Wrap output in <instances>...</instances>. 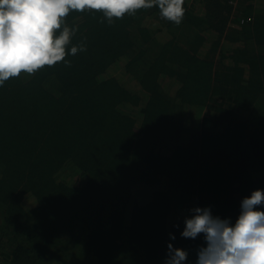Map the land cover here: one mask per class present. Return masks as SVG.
<instances>
[{"label": "trees", "instance_id": "16d2710c", "mask_svg": "<svg viewBox=\"0 0 264 264\" xmlns=\"http://www.w3.org/2000/svg\"><path fill=\"white\" fill-rule=\"evenodd\" d=\"M183 7L70 10L85 50L0 85V264H164L173 233L195 264L190 209L234 223L264 189V0Z\"/></svg>", "mask_w": 264, "mask_h": 264}, {"label": "clouds", "instance_id": "9594fccd", "mask_svg": "<svg viewBox=\"0 0 264 264\" xmlns=\"http://www.w3.org/2000/svg\"><path fill=\"white\" fill-rule=\"evenodd\" d=\"M184 0H0V85L22 71L34 73L54 65L85 46L69 45L78 26L65 18L70 10H100L108 23L138 9L158 7L161 17L180 24ZM68 63V61H65ZM264 189L257 188L241 202V211L231 218L214 215L211 206H195L185 217L184 238L203 234L195 264H264ZM164 264H189V251L175 246L170 234Z\"/></svg>", "mask_w": 264, "mask_h": 264}, {"label": "rangeland", "instance_id": "374dc122", "mask_svg": "<svg viewBox=\"0 0 264 264\" xmlns=\"http://www.w3.org/2000/svg\"><path fill=\"white\" fill-rule=\"evenodd\" d=\"M192 1H195V0H192ZM257 2H262V0H257ZM196 8H197V10L199 12H202V11H200L201 10V7L199 6V3L198 2H196ZM205 48H207V47H205ZM203 50H206V49H203ZM126 60H127L126 58H123V60H121L119 63H117L116 65H114L113 67H111L109 69V71L107 72L106 75H115V76H117L120 79V81L122 80L125 83L128 82V84L132 82L130 84V86H133V81H128V79H132L134 81H135V79L129 73H127L126 70H125ZM163 85L165 86V88L171 94H174V92H175V90L177 88L175 82H173V81H171V83H170V81L166 80L165 82H163ZM133 89H135V88H133ZM136 89H138V87ZM131 110H133V109L131 108ZM187 113L189 114V118L190 119H196L197 118V115L199 114V109L198 108L197 109H193L192 108V109L187 110ZM192 123L194 124L193 126H196V124H197L194 120H192ZM66 175H68V177H70V176L73 175V172L72 171H69V172L66 173ZM66 175L61 174L62 177L66 176ZM140 183H143V182H140ZM137 187L138 186H136V188ZM136 194L137 193H135V195Z\"/></svg>", "mask_w": 264, "mask_h": 264}]
</instances>
